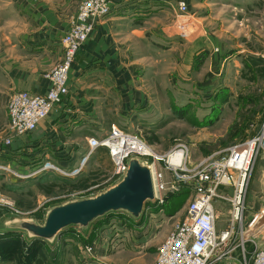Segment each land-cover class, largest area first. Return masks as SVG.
<instances>
[{
	"label": "rangeland",
	"instance_id": "obj_1",
	"mask_svg": "<svg viewBox=\"0 0 264 264\" xmlns=\"http://www.w3.org/2000/svg\"><path fill=\"white\" fill-rule=\"evenodd\" d=\"M0 1L6 7L5 53L1 61L4 68L0 66V193L4 202L0 206V223L17 217L43 223L52 206L103 192L118 183L121 175L114 173L106 148L88 156V139L73 149L76 158L69 156L65 162L48 163L53 159L42 151L15 152L19 141H26L24 138H30L37 128L22 135L11 130L8 107L16 89L11 86L9 73L28 58L24 50L34 30L38 38L48 33L46 36L53 35L57 40L68 31L83 0ZM179 2L186 3L185 12L179 10ZM13 3L19 6L15 16L8 11ZM167 6L166 18L174 19L178 39L166 40L165 45H169L160 53L162 57L149 61L153 67L148 62L144 68L143 60L130 71L132 84L127 86L131 94L116 103L118 109L126 110L111 109L98 98L93 106L95 114L103 118L99 136L109 129V122L118 119L119 125L138 134L160 156L182 148L185 162L178 171L182 176L171 171L166 160L156 159V182L162 202L147 201L139 218L120 210L96 219L88 229L69 226L54 242L45 240L46 256L39 253L42 245L26 247L27 241L36 238L25 231L0 226V233L19 231L23 237L0 245L4 257L0 264H149L185 217L195 197L194 173L199 167L208 166L213 187L232 148L257 139L251 143V150L256 151L245 178L246 208L243 220L236 221L234 235L240 241L244 229L255 236L245 243V250L241 243L234 250V256H240L244 264H253L256 242L264 243V227L256 217L251 218L253 211L247 206V195L254 186L264 189V0H178ZM17 38L20 51L11 46ZM1 39L0 35V42ZM51 69L45 70L44 77ZM144 71L149 72L148 77ZM228 173L231 181L217 186L214 201L218 230L230 222L232 207L228 198L234 194L239 176L237 170ZM232 241L224 251L234 246Z\"/></svg>",
	"mask_w": 264,
	"mask_h": 264
},
{
	"label": "crops",
	"instance_id": "obj_2",
	"mask_svg": "<svg viewBox=\"0 0 264 264\" xmlns=\"http://www.w3.org/2000/svg\"><path fill=\"white\" fill-rule=\"evenodd\" d=\"M177 2L178 0H112L111 13L96 26L90 38L76 55L69 73L68 89L62 101L55 105L48 117L39 124L34 133H31L30 138L22 136L26 141L22 143L19 141V144L14 147L15 152L20 153L23 149H30L38 154L42 151L53 159L48 163H54L55 160L65 162L70 159L69 156L72 160L75 159L73 149L83 145L88 137L99 136L103 118L95 114L97 109L93 104L96 99L104 100L109 108L116 111L126 110L121 107L118 109L116 103L131 94L127 86L132 84L130 71L140 66L143 60L144 68L148 64L153 67L149 61L159 60L162 57L161 52L169 45H165L166 40L173 42L178 39L175 35L176 30H173L174 19L166 18L169 13L167 4L174 5ZM0 5V35L2 36L0 66L3 67L1 61L5 53L3 36L6 7L3 1H0ZM18 7L13 3L8 11L15 16V12L19 11ZM178 25L179 23L176 27L180 26ZM46 35L48 33L38 38L34 30L27 49L24 50L28 58H23V63L16 65L12 74L9 73L11 86L14 90L16 89L13 93L25 90L33 94H44L49 89L50 81L44 77L43 73L63 59L62 36L65 34L59 36L57 40L53 39V35L51 38ZM11 46L20 51V39L11 41ZM17 55L20 60V54L17 53ZM37 56L40 58L39 61L32 60ZM148 73L144 71V76ZM118 121V119L112 120L109 122V127L111 123L118 124ZM108 131L109 129L106 132ZM250 193V196L247 195V206L250 210L252 209L251 218H254L263 208L264 189L254 186ZM254 238V235L248 233L246 242H251ZM232 242L234 246H231L230 252L217 264H244L240 256H234V250L241 240L233 239ZM256 243L260 246L263 241L258 240Z\"/></svg>",
	"mask_w": 264,
	"mask_h": 264
},
{
	"label": "built area",
	"instance_id": "obj_3",
	"mask_svg": "<svg viewBox=\"0 0 264 264\" xmlns=\"http://www.w3.org/2000/svg\"><path fill=\"white\" fill-rule=\"evenodd\" d=\"M111 2L112 0H83L81 2L77 13L72 17L68 31L62 38L64 59L45 74L51 86L44 94H33L21 90L11 95L8 112L10 128L14 133L22 135L36 129L48 117L54 106L62 100L68 89L69 73L78 51L88 40L95 27L111 13ZM178 5L181 12L186 11L185 2H179ZM253 140L257 141V139ZM252 141L244 143L241 147L232 148L231 155L223 164V169L217 173L213 187L210 186L212 174L208 170V166L204 164L199 167L194 173L197 176L195 197L189 203L185 217L168 235L159 247L156 259L149 264H217L230 252L231 249L229 248V251H224V247L228 246V243L235 238L236 221L243 220L246 208L243 201L245 180L242 185L240 183V170L233 167L232 164L230 165V160L233 159V155L235 160L240 151L250 150L246 159L248 162L247 172L256 151V149L251 150ZM101 147L108 150L114 163V173L121 175L120 178L128 170L129 159L133 156L143 158L151 163H155L156 159H164L169 164L171 171L179 177L182 176L178 171L183 169V162L176 166L168 162L169 157L176 150L182 148L173 149L166 155L160 156L138 134L127 131L117 123H111L109 131L103 136L92 135L88 137V156ZM229 170H237L239 176L235 180V192L228 198L232 207L230 222L218 230V215L214 201L218 194L217 186L226 181L225 177L229 175ZM228 177L230 178V175ZM230 181L231 178L227 182ZM172 187H175V183ZM155 201L158 203L162 202L163 199H159V194H156ZM2 204L4 202L0 193V206ZM256 219L257 223H262L264 208L261 209ZM262 226L264 227V223ZM247 234L248 231L241 229L240 240L243 250H245ZM252 256L253 264H264V243L260 246L256 244Z\"/></svg>",
	"mask_w": 264,
	"mask_h": 264
},
{
	"label": "water",
	"instance_id": "obj_4",
	"mask_svg": "<svg viewBox=\"0 0 264 264\" xmlns=\"http://www.w3.org/2000/svg\"><path fill=\"white\" fill-rule=\"evenodd\" d=\"M156 198L150 162L133 156L121 180L94 196L72 199L54 205L46 212L43 223L35 219L12 218L0 223L2 228L22 230L29 237L54 242L65 228L79 225L87 228L96 219L111 212L127 211L135 218L143 213L146 202Z\"/></svg>",
	"mask_w": 264,
	"mask_h": 264
},
{
	"label": "bare ground",
	"instance_id": "obj_5",
	"mask_svg": "<svg viewBox=\"0 0 264 264\" xmlns=\"http://www.w3.org/2000/svg\"><path fill=\"white\" fill-rule=\"evenodd\" d=\"M252 142H257V141L253 140ZM249 151L250 150H247L246 152L240 151L238 153L237 158H235V160H234V155L232 156L233 159L230 160V165L232 164L233 167H236L237 169L240 170V173H241L240 183H242V185H243V182L247 176L246 170L248 169L247 168L248 162H246V159H247V154ZM168 162L171 164H174L175 166L180 164L181 162L184 163L185 162L184 151L182 149L176 150V152L171 157H169ZM183 163H182V165H184ZM150 166H151L152 174H153L155 192H156V194H158V184H157L158 182H156L157 181L156 180V162L152 163V164L150 163ZM225 180L229 181L230 178L228 176H226ZM262 223H264V219L262 220Z\"/></svg>",
	"mask_w": 264,
	"mask_h": 264
},
{
	"label": "trees",
	"instance_id": "obj_6",
	"mask_svg": "<svg viewBox=\"0 0 264 264\" xmlns=\"http://www.w3.org/2000/svg\"><path fill=\"white\" fill-rule=\"evenodd\" d=\"M14 238H23V237H22V234L19 231H5V232H2V233H0V245L2 243H5V242H10ZM25 244H26L27 248H31V249H33L34 246L42 245V249L40 250L39 253L41 255H43V256L47 255V253L44 251V249L48 250L47 243L45 242V240L40 239V238H36V239L32 240L31 242L27 241ZM50 256H51V254H50ZM53 256L54 255L52 254L51 257H53ZM0 259L4 260V257L1 254H0Z\"/></svg>",
	"mask_w": 264,
	"mask_h": 264
}]
</instances>
